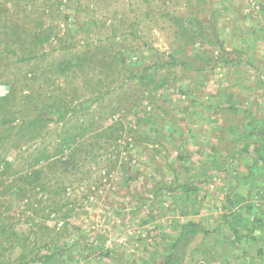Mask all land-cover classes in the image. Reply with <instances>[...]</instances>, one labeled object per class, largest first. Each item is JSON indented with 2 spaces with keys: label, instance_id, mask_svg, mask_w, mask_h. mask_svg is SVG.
Wrapping results in <instances>:
<instances>
[{
  "label": "rangeland",
  "instance_id": "374dc122",
  "mask_svg": "<svg viewBox=\"0 0 264 264\" xmlns=\"http://www.w3.org/2000/svg\"><path fill=\"white\" fill-rule=\"evenodd\" d=\"M20 1L15 11L6 13L4 9L11 10L13 4L0 0L6 23L13 17L21 24L22 11L30 6ZM58 1H50V9L42 0H32L33 18L45 14L56 33L70 30L78 41L82 36L77 33L78 24L97 20L106 34H115L113 39L121 50L129 51L132 42L139 49L131 52L127 62L137 60L136 55L144 57L146 50L153 51L161 62L182 50V57L176 56L182 58V66L159 69L169 85L155 94L152 107L147 105L148 125L137 122L132 113L114 117L124 125L117 147L91 159L90 168L79 180L60 197H53L60 205L53 206L52 190H29L17 202L7 194L0 198V225L21 235L35 226L37 240L33 235L25 244L33 247L35 241L34 253L40 255L59 248L60 264H148L168 252L182 223L193 221L207 234L195 236L183 264H264V230L260 226L264 224V196L250 195L249 188L236 185L234 178L251 161L252 146L245 148L248 142H264L256 137L264 138V130L254 133L242 109L248 108L257 120L264 117V0H167L165 5L161 0H147L146 5L141 0ZM76 6L90 11L76 10ZM58 14L69 15V19L61 22ZM171 17L183 18L187 32L195 30L190 42L175 37L177 26ZM190 17L201 23L198 29ZM129 30L140 38L133 41L124 36ZM61 42L68 45L67 40ZM49 48L62 47L52 39ZM195 53L203 59L193 58ZM234 58L240 64L223 62ZM4 76H0V96L7 92V85L1 82ZM110 123L109 118L106 125ZM147 127L151 129L147 141L131 140L129 128L144 132ZM243 148L247 153L240 152ZM11 158L8 154L7 159ZM187 183L197 188L196 202L183 195L181 186ZM236 197L244 202L234 204ZM238 206L246 208L245 217L255 224L256 237L249 243L234 241L225 226ZM67 210L71 216L64 221L61 216ZM241 234L249 238L246 232ZM11 244L4 242L3 247ZM192 249L197 250L188 258ZM9 252L0 259L8 258ZM17 254L15 250L9 260Z\"/></svg>",
  "mask_w": 264,
  "mask_h": 264
},
{
  "label": "trees",
  "instance_id": "16d2710c",
  "mask_svg": "<svg viewBox=\"0 0 264 264\" xmlns=\"http://www.w3.org/2000/svg\"><path fill=\"white\" fill-rule=\"evenodd\" d=\"M8 1L13 5L11 10L4 9L6 13L15 11L21 3L20 0ZM50 1L42 0L44 7L51 9L48 5ZM161 1L165 5L167 0ZM141 2L148 4L147 0ZM23 3L30 8L22 11L21 24L13 17L10 23H6V14H0V62L4 66L0 76H6L1 82L7 85V92L0 96V198L5 199L8 194L11 200L17 202L22 194L38 188L42 191L52 190V204L56 206L60 202L56 204L53 197H60L66 187L79 180L85 169L90 168L91 159L102 157L101 152L104 153L109 147H117L124 125L120 118L113 120L116 115L121 117L123 113H132L138 117L137 122H143V125L150 123L147 105L152 107L155 94L169 85L167 76L160 75L159 69L182 66V58L176 57L178 54L182 57V50L180 53L174 51L162 62L155 59L153 51L150 53V50H146L144 57L136 55L137 60L127 62L131 52L136 53L139 49L134 48L132 42L129 51L121 50L119 43L113 39L115 34H106L97 20L78 24L77 33H82L78 41L77 35L70 34V30H65L61 35L60 32L56 33L45 14L33 18L32 0H24ZM75 9L90 11L86 6H76ZM58 16L61 22L66 23L69 19L66 14ZM190 18L197 22L198 29L201 23L196 18ZM170 19L177 26L175 37H184L190 42L195 30L187 32L181 17ZM126 34L124 36H130L133 41L140 38L131 30ZM52 39L62 48L50 49ZM63 39L67 40L68 45L61 44ZM195 57L203 59L196 53L193 55ZM152 58L155 60L151 61ZM223 62L240 64L241 60L234 58ZM197 69L201 70V67ZM229 108L237 110L235 106ZM242 109L247 114L246 120L251 121L254 133L264 130V117L257 120L248 108ZM106 116L111 119L108 125ZM129 132L132 141L143 142L148 140L151 129L147 127L146 131L141 132L129 128ZM257 135L258 139L264 140L263 136ZM249 144L253 151L252 155L249 154L251 161L234 178L236 185L243 183L249 188L250 195L253 192L260 199L264 196V142L252 139L245 146L246 149L251 147ZM245 148L240 152L247 153ZM234 153L231 158L236 155ZM8 154L12 155L11 160L7 159ZM164 161L172 169V164ZM129 177L131 179L132 176ZM50 182L53 184L48 188ZM195 185L187 183L181 186L183 195L194 202ZM232 194L235 195L234 192ZM238 201L244 202L243 198H239L233 203L238 205ZM245 211L241 206L236 207L225 220V226L234 236V241L242 242L245 239V243H249V240L255 239L256 229L252 228L255 224L250 217H245ZM70 216L71 212L67 210L61 217L65 221ZM260 226L264 230V224ZM28 231L21 235L12 228L7 230L6 226L0 225V257L3 258V253L10 251L8 258L0 259V264H60L59 248H49L41 255L34 253L37 230L31 225ZM241 232H246L249 238L242 237ZM198 233L206 236L207 231L193 221L182 223L176 239L167 247L168 252L153 258L148 264H183L184 253ZM33 235V247H28L25 243ZM8 241L12 244L8 248L3 247V243ZM15 250H18V254L9 260ZM196 250L192 249L188 258ZM180 252L182 256L178 255ZM258 255L262 256V252Z\"/></svg>",
  "mask_w": 264,
  "mask_h": 264
}]
</instances>
